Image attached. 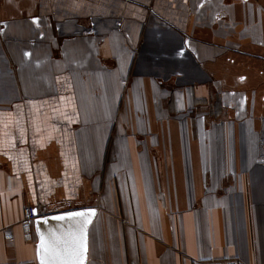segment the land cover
Masks as SVG:
<instances>
[{
    "label": "crops",
    "instance_id": "crops-1",
    "mask_svg": "<svg viewBox=\"0 0 264 264\" xmlns=\"http://www.w3.org/2000/svg\"><path fill=\"white\" fill-rule=\"evenodd\" d=\"M27 207L93 208L85 264H264V0H0V264Z\"/></svg>",
    "mask_w": 264,
    "mask_h": 264
},
{
    "label": "water",
    "instance_id": "water-1",
    "mask_svg": "<svg viewBox=\"0 0 264 264\" xmlns=\"http://www.w3.org/2000/svg\"><path fill=\"white\" fill-rule=\"evenodd\" d=\"M82 213V216L71 215ZM95 210L90 207L65 210L40 216L34 221L37 262L41 264H85L87 258V232ZM63 217V219H57ZM83 224V228H82ZM43 237L46 247L60 238L59 248L45 253L41 248Z\"/></svg>",
    "mask_w": 264,
    "mask_h": 264
},
{
    "label": "built area",
    "instance_id": "built-area-1",
    "mask_svg": "<svg viewBox=\"0 0 264 264\" xmlns=\"http://www.w3.org/2000/svg\"><path fill=\"white\" fill-rule=\"evenodd\" d=\"M36 219V214L34 209L27 207L24 209V216L21 221V226L25 231L28 238H31V232L33 231L34 221ZM9 238V237H8ZM28 264H39L38 262H32ZM193 264H241L237 259H228V260H213V261H204V262H194Z\"/></svg>",
    "mask_w": 264,
    "mask_h": 264
},
{
    "label": "snow or ice",
    "instance_id": "snow-or-ice-1",
    "mask_svg": "<svg viewBox=\"0 0 264 264\" xmlns=\"http://www.w3.org/2000/svg\"><path fill=\"white\" fill-rule=\"evenodd\" d=\"M71 215L82 216L83 214L82 213H73ZM57 219H63V217H57ZM82 228H83V224H82ZM59 243H60V238L57 237L53 240L52 245L50 247H46L43 237L41 238V248L44 249L45 253H48L49 251L55 252L59 248ZM41 264H45L43 259L41 261Z\"/></svg>",
    "mask_w": 264,
    "mask_h": 264
}]
</instances>
